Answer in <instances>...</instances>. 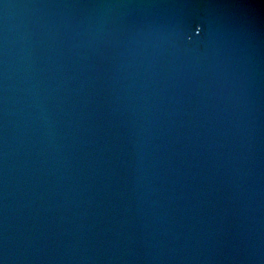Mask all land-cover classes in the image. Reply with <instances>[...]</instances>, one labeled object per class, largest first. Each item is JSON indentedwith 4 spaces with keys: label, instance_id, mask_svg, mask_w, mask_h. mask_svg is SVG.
<instances>
[{
    "label": "water",
    "instance_id": "obj_1",
    "mask_svg": "<svg viewBox=\"0 0 264 264\" xmlns=\"http://www.w3.org/2000/svg\"><path fill=\"white\" fill-rule=\"evenodd\" d=\"M0 264H264V0H0Z\"/></svg>",
    "mask_w": 264,
    "mask_h": 264
}]
</instances>
